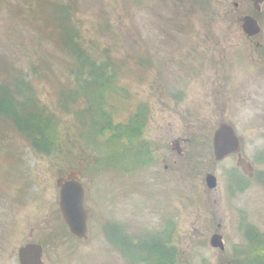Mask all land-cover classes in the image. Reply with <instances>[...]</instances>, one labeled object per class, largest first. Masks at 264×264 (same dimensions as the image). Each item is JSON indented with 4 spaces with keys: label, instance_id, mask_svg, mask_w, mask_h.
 Masks as SVG:
<instances>
[{
    "label": "rangeland",
    "instance_id": "rangeland-1",
    "mask_svg": "<svg viewBox=\"0 0 264 264\" xmlns=\"http://www.w3.org/2000/svg\"><path fill=\"white\" fill-rule=\"evenodd\" d=\"M251 14L255 36L243 28ZM260 52L264 67V2L256 14L251 0H0V264H20L29 243L43 246L46 264H155L145 246L124 251L126 234L128 245L145 233L174 242L175 264H219L247 246L246 220L264 231V198L251 189L227 197L237 158L216 161L213 139L228 122L248 160L263 148L264 109L251 108L264 106V78L251 77ZM109 122L129 123L113 124L128 139L124 130L110 169ZM47 144L53 151L37 147ZM73 172L90 209L87 239L60 209L58 179Z\"/></svg>",
    "mask_w": 264,
    "mask_h": 264
},
{
    "label": "flooded vegetation",
    "instance_id": "flooded-vegetation-1",
    "mask_svg": "<svg viewBox=\"0 0 264 264\" xmlns=\"http://www.w3.org/2000/svg\"><path fill=\"white\" fill-rule=\"evenodd\" d=\"M257 44H258V42H257ZM251 56H253L252 53H251ZM255 59L258 61V63L251 66V77L255 76V77H257L256 79H263L264 78V67L261 65L262 53L260 52L259 58H255ZM252 60H253V58H252ZM251 90H253V86H251ZM253 93H255V92H253ZM251 101H252L251 108L258 109L259 111L261 109H264V106L261 107V106L255 105V103H254L255 99H253ZM252 117H253V119H255V120H253V122H255L259 125L260 122L256 119V116L253 115ZM263 117H264V115H263ZM113 124L114 123H110V124L108 123L105 127H103L104 132H106V130H108V131L110 130L111 132H113V134H111V138H109L111 147L117 146L121 136H123L125 132H126V138H127V129L125 130V129L114 128V125H120V126L127 127V122L125 124L124 123H115L114 125ZM261 126H262V128H264V124H261ZM124 130H125V132H124ZM141 130H143V129H141ZM137 133H138V135H140V133H142V132H140V133L137 132ZM111 141L114 143H112ZM108 150L109 151H107V154L105 156V161L107 163L108 168L110 169L111 151L116 150V149L109 148ZM235 156H237V155H235ZM141 160H143V159H141ZM141 160L139 162H141ZM146 160H147V158H146ZM82 161H84V160H82ZM82 161H80V162H82ZM260 164H263V168H264V146L261 150L255 151L253 156H251V178H249L245 175H241V173L234 166L226 171V177L228 180H230V187L229 188L231 190V193H229V196H228L227 192H225V194H227V197H230L229 198L230 200L234 201L235 196H237V194L239 192L247 191L250 189H251V198L253 200L255 199V196L257 194L262 195L264 198V169L262 170V169L258 168ZM168 168L169 167L166 166V169H168ZM239 170H241V169H239ZM123 193H126V195L128 193V190H126L125 187L122 188V194ZM231 204H232V202H231ZM239 210L243 211V214H245L244 213L245 208H243V206H240ZM253 222L254 223L251 225V220L250 221L246 220L245 229H244L243 234L246 235V238L248 240L247 246H245V245L242 246L243 244H237L235 246L234 250H232L231 255H226V259L220 261L219 264H238V263H241V259L247 261V264H264V238L262 236V234L264 235V233H263L264 231L260 230V228L258 226H256L257 225L256 219L255 220L253 219ZM262 224H261V226L263 227ZM131 225H133V224H131ZM124 227L125 226L122 225V229H124ZM173 228H174V215L172 216V213H171L168 217V223H167V228H166V230H168L167 234L169 236L171 235V231ZM110 229L112 230L111 240L119 237V236H117L119 233L117 231V229H115L114 227H110ZM163 231H165V230H163ZM145 234H146V236H148L147 239L142 238L144 236V234H143L138 240L140 243H134L131 245H128L129 241L127 240V236H128L127 234L125 236V240H124V236H120V237H122V239L120 240V241H122L121 247H124V251H125L126 247H127V250L130 247H136V246L143 247V246H145L143 244V242H144V243H147V245L145 246L146 252H149V253L157 252V254H158V251L166 252V255L162 258L163 263L164 264H175V246H174L175 244H174V242H171V244H166L165 241L160 240L159 238H157V240H155L156 236L152 237V240H151L149 237L152 236V234H150V233H145ZM223 243H224V245L221 248H218L221 250L222 256L228 252L226 250L224 240H223ZM161 248H163V250H161ZM128 253H129L128 251H127V254L124 253L125 258L130 256ZM126 255H127V257H126Z\"/></svg>",
    "mask_w": 264,
    "mask_h": 264
},
{
    "label": "water",
    "instance_id": "water-1",
    "mask_svg": "<svg viewBox=\"0 0 264 264\" xmlns=\"http://www.w3.org/2000/svg\"><path fill=\"white\" fill-rule=\"evenodd\" d=\"M244 29L251 34L259 31L257 23L251 17L244 18ZM214 149L217 160L223 159L230 153L240 151V141L235 133V129L223 123L216 130L214 135ZM241 165L247 170L248 164L241 160ZM79 174L73 173L69 179H59L58 184L61 187V209L66 222L69 224L72 232L79 237H85L87 233V222L89 210L84 206L85 192L82 186L75 181ZM207 181L210 187H215L216 177L208 175ZM212 244L214 246H222V237L220 235L213 236ZM43 250L39 245H27L20 250L21 264H43L41 256Z\"/></svg>",
    "mask_w": 264,
    "mask_h": 264
},
{
    "label": "trees",
    "instance_id": "trees-1",
    "mask_svg": "<svg viewBox=\"0 0 264 264\" xmlns=\"http://www.w3.org/2000/svg\"><path fill=\"white\" fill-rule=\"evenodd\" d=\"M69 7V6H68ZM70 8V7H69ZM62 9H66V7L65 6H62ZM66 46H67V48H75V47H79V44L76 42V43H74V45L73 46H69L67 43L65 44ZM77 61L78 62H82V63H84V64H86V63H88V59H87V57H86V55L84 54V53H81V54H79L78 55V57H77ZM95 61V60H94ZM101 116V115H100ZM32 121H34V126H37L38 125V120L36 119V118H34V119H32ZM109 123H111V122H109ZM48 125V124H47ZM49 126V125H48ZM33 135H34V133H32ZM34 136H36V135H34ZM49 144H47V145H43V146H37V147H39L40 149H42V150H44V151H53V149H51L49 146H48ZM39 152H42L41 150H39ZM161 250H163V248H161ZM178 254V253H177ZM166 255V252H162V251H158V256H156V258L154 259V261H155V264H164L163 263V261H162V258L164 257ZM178 258L179 257H176V259L178 260ZM176 259H175V262H176Z\"/></svg>",
    "mask_w": 264,
    "mask_h": 264
}]
</instances>
